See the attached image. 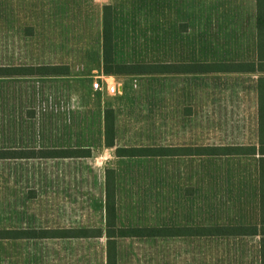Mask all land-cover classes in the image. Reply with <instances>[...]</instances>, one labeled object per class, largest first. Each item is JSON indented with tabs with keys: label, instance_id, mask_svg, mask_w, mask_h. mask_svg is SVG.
<instances>
[{
	"label": "crops",
	"instance_id": "1",
	"mask_svg": "<svg viewBox=\"0 0 264 264\" xmlns=\"http://www.w3.org/2000/svg\"><path fill=\"white\" fill-rule=\"evenodd\" d=\"M258 1L0 0V264H108V170L113 174L116 228L164 230L162 234L114 237L116 264H261L264 151H259L258 113L259 104L264 109V39L259 41L258 36ZM105 12L112 32L107 56L114 64L171 66L164 72L137 75H162L176 81L194 78L197 105L203 106L206 97L211 100L207 106L215 112H227L223 105L240 106L244 112L248 102L255 113L256 143H170L163 146L162 155L117 154V148L141 147L124 145L118 134L124 92L121 82L137 75L104 72ZM143 33L148 34L146 43H140L141 37L136 35ZM169 34L194 37L173 42ZM142 48L151 50L148 62L134 57L133 50ZM160 50H165L162 62L156 60ZM187 50L192 59L181 57H188ZM44 67L54 70L45 73ZM206 80H211L212 90L205 95ZM93 81L102 86L116 83L118 92L94 89ZM173 86L165 88L168 91ZM106 110L113 112L112 146L105 143ZM240 128H247V123L241 122ZM262 142L264 146V136ZM209 146L254 147L255 151L204 154ZM182 148H190L191 153L179 150ZM73 149L80 152L78 156L45 155V151ZM157 158L171 162L193 158L251 160L252 164L250 168L213 169L211 177L215 179L206 187L204 169L192 171L196 186L180 187L179 191L180 200L194 201L189 207L196 213L194 222L119 224L120 178L126 170L119 166L125 161ZM140 203L125 205L133 221H139V211L134 218L131 208L139 209ZM207 212L214 216L209 223L204 221ZM233 226L255 227L256 232L209 231ZM75 228L101 233L87 237L45 235V230ZM160 239L164 240L162 261L158 255L143 258L145 251L158 254L157 248L144 249L143 245ZM126 243L129 249L124 247Z\"/></svg>",
	"mask_w": 264,
	"mask_h": 264
},
{
	"label": "rangeland",
	"instance_id": "2",
	"mask_svg": "<svg viewBox=\"0 0 264 264\" xmlns=\"http://www.w3.org/2000/svg\"><path fill=\"white\" fill-rule=\"evenodd\" d=\"M136 35L141 37L142 41L140 43L147 42L145 37L148 34ZM169 36L171 37L169 39H172L173 42L179 41L180 38L183 39V42H186L187 39L194 37V34H169ZM133 51L138 62H148L152 58L149 55L151 50L142 48ZM160 51L161 56L157 53L156 60L162 62L165 50ZM187 53L188 57H181L192 59L193 57H189L191 51L187 50ZM171 59L175 58L172 57ZM195 83L194 78L192 80L190 77H187L186 80L176 81L173 79L167 80L162 75H137L121 82L124 90L123 95H120L122 100L118 134L121 143L126 146L159 148H163L165 144L170 143L186 146H195L196 143L199 144L200 142H203L204 145L226 142L255 144L257 141L256 131L253 128L255 113L248 107L249 103L247 102L248 106H246L244 112L239 110L240 106L234 105L233 107H224V105L221 107L227 112L212 111L211 107L206 104L211 103V100H207L206 97H204L203 106L201 104L197 105L194 92ZM234 83L240 82L234 81ZM211 84V80L204 82L205 95L211 93ZM165 85L174 86L167 91ZM241 122H246L247 128H240ZM225 134H228V139L225 138ZM251 164V160L237 161L235 159L213 158H204L203 161L195 158L176 159L172 162L165 161L162 158L137 159L133 162L125 161L122 166H119L120 169H126L122 172L120 178L119 205L121 215L119 224L137 226L136 224L142 223L143 226H162L166 221H184V219L194 222L196 213L189 208L190 205L194 204V201H186L184 197L182 198L184 201L180 200L179 191L180 187L184 190L188 189L189 186H196L192 171L196 168L204 169L203 186L206 187L215 179V177H211L213 169L214 171L219 169L222 171L239 168L241 165V167L246 165V168H250L249 165ZM222 174L225 175V172ZM139 186L140 189L134 191ZM208 199H211V196ZM132 202H141L139 209L131 208L132 217L134 218L136 212L139 211V221H133L127 215L125 205ZM204 203H207L206 199ZM165 204L167 208L164 207ZM213 219L214 216H211L210 212L205 214V223H209ZM130 221H132V224L129 223ZM163 246L164 240L162 239L157 242L148 241L143 245V248L149 250L157 248L158 254L145 251L141 253V256L145 259L152 256L155 259L158 255L161 262ZM124 247L129 249L130 244L126 243ZM133 247L136 248V245Z\"/></svg>",
	"mask_w": 264,
	"mask_h": 264
},
{
	"label": "trees",
	"instance_id": "3",
	"mask_svg": "<svg viewBox=\"0 0 264 264\" xmlns=\"http://www.w3.org/2000/svg\"><path fill=\"white\" fill-rule=\"evenodd\" d=\"M109 8V7H105ZM105 12V25H104V44H105V54H104V72L105 73H124V74H143V73H159L164 72L165 67L169 68L171 66H165L164 64H147V63H137V64H114L111 58L107 56V49L112 44V32L110 27H108V19ZM257 26H258V36L259 41L264 39V2L262 0L258 1L257 4ZM186 66L190 68L191 65H181L179 67ZM218 67V66H217ZM225 68L237 69L239 65H226ZM183 68V67H182ZM209 69L212 66H208ZM206 69V67H205ZM54 68L44 67L45 73H52ZM3 70H0L1 73ZM259 122V134H260V148L259 151H264V146L262 142V137L264 136V109L261 104H259L258 113ZM263 134V135H262ZM105 143L106 145L112 146L114 143V126H113V112L112 110L105 111ZM240 146H218V147H205L204 154H241V153H252L255 151L254 147L248 148L250 150H244ZM183 152L191 153L190 148L179 149ZM164 148L159 147H139V148H117L116 153L119 155H162L164 153ZM246 151V152H243ZM78 150H55V151H45V155H55V156H78ZM264 153V152H263ZM110 170L107 171L106 177V225H107V236L109 237L107 244V258L108 264H116V254H115V240L116 236H132V235H154L162 234L164 232L163 228H150V227H127V228H116L115 223V192L113 183V174ZM261 203H264V190H261ZM210 232L220 233V234H253L256 232L255 227H216L209 230ZM100 230L91 229H57V230H45V235L48 236H60V237H87L94 234H100ZM261 264H264V239L261 246Z\"/></svg>",
	"mask_w": 264,
	"mask_h": 264
},
{
	"label": "built area",
	"instance_id": "4",
	"mask_svg": "<svg viewBox=\"0 0 264 264\" xmlns=\"http://www.w3.org/2000/svg\"><path fill=\"white\" fill-rule=\"evenodd\" d=\"M92 87L100 91L105 90L109 94H115L118 92V87L116 83H105V86H102L99 81H93Z\"/></svg>",
	"mask_w": 264,
	"mask_h": 264
}]
</instances>
